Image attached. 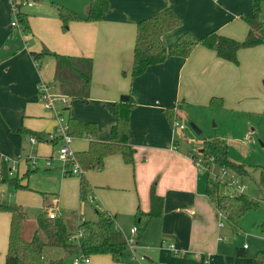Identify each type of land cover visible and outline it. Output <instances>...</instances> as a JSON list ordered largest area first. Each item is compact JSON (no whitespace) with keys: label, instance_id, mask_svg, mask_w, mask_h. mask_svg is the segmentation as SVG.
Segmentation results:
<instances>
[{"label":"crops","instance_id":"1","mask_svg":"<svg viewBox=\"0 0 264 264\" xmlns=\"http://www.w3.org/2000/svg\"><path fill=\"white\" fill-rule=\"evenodd\" d=\"M28 1L32 3L23 4L21 11L28 13L24 5L33 6L35 0ZM109 1L110 7L103 19L72 20L66 30L60 29L62 21L57 5H65L85 16L90 0H50L49 6L56 9V16H52L47 34L39 38L30 32L16 31L18 25H12L14 19L11 20V2L0 0V158L2 155L8 157L6 164L0 160L3 178L10 180L16 174L19 183L26 185L19 191L28 192L25 193L28 197L36 196L43 207H50L57 201L59 215L66 218L73 234L81 220L94 219L96 209H101L111 213L117 227L124 235H129L131 227L136 225L137 209H150L154 185L155 192L164 198V211L149 221L138 239L134 261L116 262L110 255L95 254L86 264H258L256 254L248 257L246 244L237 249L227 244L223 225L219 224V210L207 193V171L200 169L192 157V153L200 154L205 139L224 138L230 146L238 135L233 136L227 129H213L210 136L189 142L187 135L183 140L177 137L185 126L175 125V121L183 123L184 119H192L202 123L203 112L211 110L215 115L214 108L237 116L235 124L240 134L245 131L243 136L251 137L246 132L247 125L250 119L254 120V113L264 111V43L240 49L238 64L199 44L189 56H169L161 63L150 65L138 76L132 78L130 75L139 21L171 7L182 19V25L164 34L166 45L186 31L198 37L218 31L243 39L249 25L242 16L252 14L253 0ZM40 3L35 7V15L47 6V3ZM42 22L45 23L44 19ZM44 46L61 53L93 58L90 96L86 101L71 99L70 115L96 121L98 139L109 140L116 121L107 104L120 100L122 94H131L134 98L129 136L136 148L134 163H127L122 154L116 152L105 158L101 170H87L85 176L93 188L92 201L81 200V176L64 173L63 162L53 153L46 157L53 158V165L38 172L30 158L29 136L22 129H32L37 124L38 106L42 103L39 82L44 80L51 86L47 80H54L55 60L49 63L50 71L46 72L43 64L48 57L39 60L32 54ZM215 97L222 100L223 106L212 105ZM167 110L175 117L173 124ZM84 137L85 140L75 147L81 149L73 150L88 148L90 139ZM12 159L18 162L17 170L10 175L9 169L14 165ZM55 160L59 161L54 163ZM22 161L26 163L20 171ZM30 168L37 170L26 176ZM35 192L43 193V199ZM19 201L29 206V202ZM45 210L36 216L35 230L26 239L33 237L38 217ZM87 211L92 214L91 218L85 217ZM11 220L10 212L0 210V264H5ZM28 222L32 221L26 215L23 233Z\"/></svg>","mask_w":264,"mask_h":264},{"label":"trees","instance_id":"2","mask_svg":"<svg viewBox=\"0 0 264 264\" xmlns=\"http://www.w3.org/2000/svg\"><path fill=\"white\" fill-rule=\"evenodd\" d=\"M252 3V14L242 16L249 25L248 33L243 39H236L218 31H211L200 37L191 31H186L174 42L166 45L163 41L164 34L182 25V19L171 7L139 21L130 71L131 77L144 73L150 65L161 63L169 56H189L199 44L214 49L219 57L238 64L240 49L264 43V0H253ZM57 6L62 25L64 29H67L72 20L103 19L110 7V1L90 0L85 16H80L65 5ZM18 18L23 27L28 30L30 27L29 14L20 10ZM32 54L35 59L39 60L49 56L54 58V81L62 94L71 99L88 100L92 83V57L61 53L47 46H44L40 51H32ZM212 103L214 106H223L220 98H213ZM133 105L134 98L131 94L128 100H118L113 104H107L109 110L116 116V121L111 127L110 139L107 141L98 139V123L96 121H86L69 115L67 125L70 134L74 137L92 135L89 138L88 148L76 152L84 170H101L104 167L105 158L116 152L121 153L127 163H134L136 148L129 141ZM66 108H70L69 105ZM167 114L173 124L175 121L173 113L167 110ZM22 130L27 136L33 135L41 138V134L32 129L23 128ZM57 141L55 143H58ZM199 151L208 174V196L218 210L225 213L226 219L238 227L242 215L260 202L255 201L254 197L245 192L230 193L226 191V182L220 178L219 174L223 169H226L233 170L243 176L250 173L249 169L243 163L230 158L229 144L224 138L205 139ZM196 156L197 154L192 153L193 158ZM0 160L3 164L8 161L4 156ZM35 170L37 168L28 169L26 176ZM6 172L5 168V175H7ZM10 179L18 188L26 187V185L18 183L14 177ZM80 179V198L88 200L93 194L92 185L85 173L81 174ZM0 210L12 214L5 264H68L63 258L45 261L43 250L46 246L63 248L73 257L78 253L88 256L107 254L116 262L134 261L126 235L117 227L114 216L107 211L96 209L94 219L81 220L77 226V230L81 232L78 240L69 239L72 232L66 218L62 215L49 218L44 211L38 217L36 232L30 240H27L22 236L23 220L27 215L26 208L17 202L0 200ZM163 211L164 198L155 192L154 185H152L150 209L145 211L139 207L135 213L138 239L142 237L149 221L153 217L161 216ZM239 253L244 254L242 251ZM255 257L258 264H264V250L257 251Z\"/></svg>","mask_w":264,"mask_h":264},{"label":"rangeland","instance_id":"3","mask_svg":"<svg viewBox=\"0 0 264 264\" xmlns=\"http://www.w3.org/2000/svg\"><path fill=\"white\" fill-rule=\"evenodd\" d=\"M40 2L47 3V6L42 9L43 11L35 15L34 14L35 7L37 8L38 7L37 4ZM49 2L50 0H35L33 6H28L27 4L24 5V8L27 9L28 14L30 15V27L28 30H26L23 27L21 21H19L18 13L15 14L12 12L13 14L11 16V20L18 19V26L15 27L16 31H19L21 33H23V31L27 33L30 32L31 34L39 38L47 34V31L50 28L49 22H51V18H53L52 17L53 15L56 16V9L53 6H49ZM40 15H44L47 17H39ZM36 16L37 18H34ZM43 19L45 23L42 22ZM60 29H64L62 23L60 24ZM52 60L54 59L51 56L45 59L43 65L46 72L50 71L51 64L49 63H53ZM47 81L51 82L50 91L57 97L55 102L58 110L56 112H59V115H57L54 110L45 109L42 103L40 106H38V110L40 113L39 116L36 117L37 124H35L34 127H32V129L36 131H40L42 137L38 138L36 136L37 140L34 143L30 142V140L28 139L30 143L29 146L31 149V156H36L37 162L39 163L37 172L39 171V169L43 170L44 168H47L45 167V159L50 154L53 153L54 157L58 159V151L60 148V143L54 144L48 138V135L50 132L55 131L57 126H59L60 124L67 123L68 117L70 115V108H66V106L67 105H69V107L72 106V100L71 98H68L67 95L65 98L69 99L67 102L68 104L66 105L63 102L61 96L63 94L59 92L58 86L55 83V81L53 79H49ZM212 110L214 111L215 115L212 114L211 110H209V112H203L204 114V119L202 122L203 124L198 123L197 121H193L192 119L182 120L185 125V128L182 130V134L181 135L178 134L177 137L179 139L182 138L183 140V138L187 135L189 142H196L203 137L205 138L206 136H210L209 135L210 131L213 129L216 131L217 130L222 131V129H227L233 132V136L238 135L235 140L231 141V144L229 146V156L230 158L231 157L234 158L235 161L246 165L250 173L248 175L241 176L237 172H236L237 174L234 173L233 170H228L225 177L230 179L231 177L235 176L236 178L241 179L243 181L241 183H243L246 186L244 192L254 197V200L260 203L255 207L249 208L242 215L238 227L234 226L225 217H221V219L224 222L222 226V230H223L224 238L230 247L237 249V247L239 246L241 247L244 246V244H247L246 251L248 257L251 256L254 257L257 251L264 250V178H263L264 177V111L259 114L254 113V120L250 119L249 121L250 124L247 125L246 132H249L251 137H248V139H246V137L243 136L245 131L243 130L244 131L243 134H240L241 132L238 126L235 124V122L238 119L237 116L231 113L222 112L214 108H212ZM190 121H193L200 129H202L201 134L197 133L192 128V126L190 125ZM83 138L85 137L84 136L75 137L71 143L72 148L81 149L75 147L77 144L85 140ZM2 156L6 157L5 155ZM16 158H18V156ZM13 160L15 159H12V161ZM57 161L59 160H55L54 163H56ZM25 163L23 161L21 162L20 164L21 166L19 167L20 171H22V168L24 167ZM0 173H3L2 168H0ZM203 175H204L203 177L207 179L206 173H204ZM13 177H15V180L19 183L20 180L16 176V174ZM9 181H11V179L10 180L6 179L5 176L3 178L2 175V178L0 179V198H3L8 201L20 203L26 208L28 220H31L32 222L27 223L26 227L24 228V233L22 226V236L24 238H28L32 234V233L30 234V232H34L35 230V224L33 223L35 222L36 216H38V214L41 211L45 210L44 208L47 207H43L44 204L38 203L39 200L36 196L34 195H31L29 197L26 196L28 194L25 193L28 192L19 191L21 188H18L15 183ZM226 191L230 193H236V192L240 193L238 190H235L232 187H230L227 182H226ZM35 193L40 195L39 197H42L43 199L44 196L43 193L41 192H35ZM20 199L29 202V206L19 201ZM83 201L86 202L87 200H83ZM85 217H90V218L92 217L90 211L86 212ZM43 255L45 261H49L51 259H56V258H63L68 264H72L74 260V257H72L69 254V252L59 247L46 246L43 250ZM80 264H86V263L83 262Z\"/></svg>","mask_w":264,"mask_h":264},{"label":"built area","instance_id":"4","mask_svg":"<svg viewBox=\"0 0 264 264\" xmlns=\"http://www.w3.org/2000/svg\"><path fill=\"white\" fill-rule=\"evenodd\" d=\"M11 6H12V11L13 13L17 14L20 10H21V6L25 3H32L28 0H11ZM12 25H18V19H15L14 21H12ZM38 90H39V95H40V99L44 105V107L48 110H54L55 112L58 110L57 106H56V102L55 100L57 99V97L50 91V84L44 80H41L38 84ZM62 96V100L63 102L67 105L68 100L66 99V95H61ZM69 98V96H68ZM57 115H59V112H56ZM175 125H178L182 128H184V123H181L180 121H175ZM88 138H91L92 135L88 134L87 136ZM48 138L55 143V141H57L56 139H59L57 142L60 143V148L58 151V159H60L63 162V166H62V170L64 173L66 174H75V175H80L82 173H85L86 170H84V168L82 167V164L80 163L76 151L73 150L71 143L74 139V136L72 134L69 133L68 131V125L66 124H60L59 126H57L56 130L53 132H50L48 135ZM29 140L30 142L34 143L36 142L37 138L36 136H29ZM32 159L33 162V166L34 167H39L38 162H37V158L36 156H31L30 157ZM8 159V158H6ZM194 159V162L196 163V165L200 168V169H206L203 161H202V157L201 155H197ZM18 162V160H14V165L9 169V174L12 175L14 174V172L17 170V168L15 167L16 163ZM53 165V158L48 157L45 159V166L46 167H51ZM222 173L219 174L220 178L227 182L229 184L230 187H232L235 190H238L239 192H244L246 189V186L241 183L243 182L241 179L234 177L226 178V173L228 172V170L223 169V171H221ZM2 178V174L0 173V179ZM91 201L94 199L93 194L90 196L89 198ZM58 204L57 201L54 202V205L47 207L45 212L46 215L49 218H55L59 215V210H58ZM221 217H225L226 215L224 212L219 211V224L223 225L224 222L221 219ZM137 232H138V228L136 225H134L133 227H131L130 229V234L126 235V239H127V243L129 246V250L132 253V258L135 259L136 258V251H137V245H138V237H137ZM81 232L79 230H77L74 234L71 233L70 235V240H78L79 236H80ZM247 246V244L245 245V247ZM90 261V256L85 255L83 253H78L75 254L74 256V260H73V264H80V263H88Z\"/></svg>","mask_w":264,"mask_h":264},{"label":"water","instance_id":"5","mask_svg":"<svg viewBox=\"0 0 264 264\" xmlns=\"http://www.w3.org/2000/svg\"><path fill=\"white\" fill-rule=\"evenodd\" d=\"M129 99V95L127 94H122L120 96V100H128ZM190 125L192 126V128L197 132V133H200L201 132V129L193 122V121H190Z\"/></svg>","mask_w":264,"mask_h":264}]
</instances>
